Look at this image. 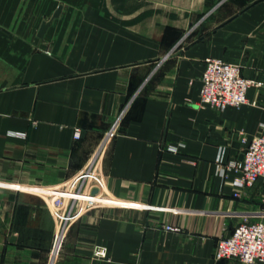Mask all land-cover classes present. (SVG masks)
Here are the masks:
<instances>
[{"label":"crops","instance_id":"obj_1","mask_svg":"<svg viewBox=\"0 0 264 264\" xmlns=\"http://www.w3.org/2000/svg\"><path fill=\"white\" fill-rule=\"evenodd\" d=\"M27 3L43 13L39 23L0 22V264H240L216 260L215 249L244 220L264 221V189L236 198L237 175L221 169L241 157V133L252 139L264 125V0ZM2 25L25 38L4 36ZM20 40L25 52L13 48ZM211 58L263 82L248 104L199 106ZM119 118L101 156L108 201L71 225L53 259L49 192ZM96 245L109 261L93 257Z\"/></svg>","mask_w":264,"mask_h":264},{"label":"built area","instance_id":"obj_2","mask_svg":"<svg viewBox=\"0 0 264 264\" xmlns=\"http://www.w3.org/2000/svg\"><path fill=\"white\" fill-rule=\"evenodd\" d=\"M201 81L199 106L222 112L229 107L248 104L249 89L263 85L261 81L243 76L240 64L217 58L206 60ZM120 118L105 134L91 160L73 177L49 192L52 201L51 212L57 222L51 252L53 259L61 253L71 225L88 211L101 207L108 201L101 156L117 134ZM74 137L80 138L79 130L75 132ZM241 142L244 145L241 157L230 161L221 169L223 176L227 175V171L237 175L234 181L236 198L241 196L243 189L255 187L259 183L264 189V125L252 139L242 132ZM181 146L183 145H173L169 149L177 152ZM222 161L223 150H220L218 162L221 164ZM165 228L168 231H179V228L173 226H165ZM93 257L97 260H110L108 249L101 245L94 246ZM214 257L218 261L236 260L240 264H264V221L253 222L246 219L241 222L230 236L222 237L218 241Z\"/></svg>","mask_w":264,"mask_h":264},{"label":"rangeland","instance_id":"obj_3","mask_svg":"<svg viewBox=\"0 0 264 264\" xmlns=\"http://www.w3.org/2000/svg\"><path fill=\"white\" fill-rule=\"evenodd\" d=\"M9 4H7V0H0V5L4 6H11L14 5L12 9H8L10 11L3 12L0 11V22L1 23H39L41 19L43 18V13L38 11L37 9L35 12H29L28 13V0H8ZM16 4V6H15ZM35 9V7H34ZM26 10V11H25ZM1 30L3 31V35L10 38H16V39H22L25 38L27 31H25V35H18L17 30L14 26L8 28L7 26L2 25ZM19 45H16L13 47L15 49H19L21 51H26L28 48V42L22 43V40L18 41Z\"/></svg>","mask_w":264,"mask_h":264},{"label":"water","instance_id":"obj_4","mask_svg":"<svg viewBox=\"0 0 264 264\" xmlns=\"http://www.w3.org/2000/svg\"><path fill=\"white\" fill-rule=\"evenodd\" d=\"M62 12V5H60L57 10L55 11L53 17L51 20L49 21H43L42 24H41V27L39 29V32H38V37L40 38H43L46 31L48 30L49 26L51 25L52 23V20L59 17V15L61 14ZM261 27H264V23L261 25Z\"/></svg>","mask_w":264,"mask_h":264}]
</instances>
